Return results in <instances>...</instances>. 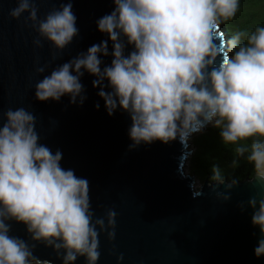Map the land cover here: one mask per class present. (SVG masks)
<instances>
[{"label":"clouds","instance_id":"1","mask_svg":"<svg viewBox=\"0 0 264 264\" xmlns=\"http://www.w3.org/2000/svg\"><path fill=\"white\" fill-rule=\"evenodd\" d=\"M114 9L96 21L108 40L90 46L54 67L34 86V99L83 104L80 78L85 72L100 86L109 116L119 107L131 120L130 149L155 141L185 143L211 125L221 143L230 146L232 163L243 159L261 187L247 207L259 228L254 256L264 257V26L236 28L230 38L220 30L236 18L241 0H113ZM26 14V15H25ZM8 15L24 17L36 36V48L46 41L55 52L78 35L72 4L53 6L38 18L35 0H17ZM111 63L101 68V56ZM126 46L131 51L125 54ZM55 59V56H53ZM47 65L36 68L45 72ZM107 82L106 85L104 82ZM105 88L108 91H105ZM96 107H99L97 105ZM36 117L24 107L9 108L0 123V264H51L33 255L36 243L51 246L61 264H97L98 235L115 237L116 212L95 217L89 182L64 169L60 150L40 143ZM210 183L230 190L219 166L212 167ZM193 198L201 185L190 184ZM223 200L229 199L227 194ZM244 210L245 204L239 205ZM9 221L23 223L30 243L10 235ZM117 257V264L122 259Z\"/></svg>","mask_w":264,"mask_h":264},{"label":"water","instance_id":"2","mask_svg":"<svg viewBox=\"0 0 264 264\" xmlns=\"http://www.w3.org/2000/svg\"><path fill=\"white\" fill-rule=\"evenodd\" d=\"M16 2L0 0V123L9 108L33 112L40 143L60 150L61 166L88 180L95 217L116 212L114 239L109 241L107 232L98 235L97 264H117L121 255L119 264H264V257L254 256L259 228L252 225L253 210L247 207L261 191L252 176L230 190L213 186L207 177L200 184L202 195L193 198L190 184L198 178L184 171L189 143L155 141L130 149L129 115L119 107L107 114L97 94L100 86H92L95 77L87 72L80 78L83 104H70L68 96L34 99L35 84L54 67L108 40L96 21L113 11V0H35L38 18L60 3L72 4L78 35L60 52L46 41L39 48L33 45L36 33L24 25V17L8 15ZM108 50L100 57L101 68L111 63L110 41ZM129 51L126 46L125 54ZM45 65V72L37 74L36 68ZM224 194L229 199L223 200ZM9 223L10 235L33 243L23 223ZM33 255L61 264L56 251L42 243H36ZM74 264H85L84 258Z\"/></svg>","mask_w":264,"mask_h":264},{"label":"trees","instance_id":"3","mask_svg":"<svg viewBox=\"0 0 264 264\" xmlns=\"http://www.w3.org/2000/svg\"><path fill=\"white\" fill-rule=\"evenodd\" d=\"M257 24L264 26V0H241L240 10L233 21L220 26L225 38H230L236 28L252 29ZM194 152L190 157V173L203 182L207 177L210 180L212 167L219 166L226 180L233 178L238 181L253 175L251 166L243 159L233 164V152L225 147L220 140L219 130L207 128L204 133L197 135L193 140ZM188 156V155H187Z\"/></svg>","mask_w":264,"mask_h":264},{"label":"rangeland","instance_id":"4","mask_svg":"<svg viewBox=\"0 0 264 264\" xmlns=\"http://www.w3.org/2000/svg\"><path fill=\"white\" fill-rule=\"evenodd\" d=\"M211 127V125H208V126H206L202 131H200V132H196V133H193L189 138H188V140H187V142L189 143V146H188V148H187V150H188V152H191V154H188V156L186 157V159H185V163H184V171L186 172V173H190V167H189V162H190V157L193 155V152H194V145H193V140H194V138L197 136V135H199V134H201V133H204L205 131H206V129L207 128H210ZM196 182H199V184H201L202 182L201 181H197L196 180Z\"/></svg>","mask_w":264,"mask_h":264}]
</instances>
